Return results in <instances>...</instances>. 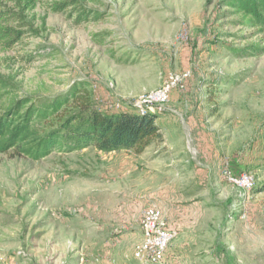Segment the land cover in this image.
Returning a JSON list of instances; mask_svg holds the SVG:
<instances>
[{
    "label": "rangeland",
    "instance_id": "rangeland-1",
    "mask_svg": "<svg viewBox=\"0 0 264 264\" xmlns=\"http://www.w3.org/2000/svg\"><path fill=\"white\" fill-rule=\"evenodd\" d=\"M59 1L70 5L54 11ZM231 2L0 0V26L23 32L13 47L0 43L13 99L85 84L99 109L116 112L169 72L192 71L157 117L180 137L175 151L195 178L175 215L172 243L179 236L182 250L162 264H264V29ZM164 150L169 144L140 156L94 146L41 160L0 153V264H146L142 209L130 206L125 168ZM226 172L251 173L252 189Z\"/></svg>",
    "mask_w": 264,
    "mask_h": 264
},
{
    "label": "trees",
    "instance_id": "trees-1",
    "mask_svg": "<svg viewBox=\"0 0 264 264\" xmlns=\"http://www.w3.org/2000/svg\"><path fill=\"white\" fill-rule=\"evenodd\" d=\"M55 3L57 12L70 5L68 1ZM231 4L247 23L264 29V0H232ZM77 11L81 18L82 9ZM22 33L1 25L0 43L13 47ZM11 85L7 76L0 74V97H7L0 107V153L12 150L17 156L41 160L58 149L94 146L103 152L130 150L141 154L163 140L156 116L99 109L85 84H75L52 98L28 95L18 99L9 96Z\"/></svg>",
    "mask_w": 264,
    "mask_h": 264
},
{
    "label": "crops",
    "instance_id": "crops-1",
    "mask_svg": "<svg viewBox=\"0 0 264 264\" xmlns=\"http://www.w3.org/2000/svg\"><path fill=\"white\" fill-rule=\"evenodd\" d=\"M175 96L176 95L173 94V97ZM128 111L136 112L131 109ZM157 123L161 126V132L163 133L165 130L166 133H163L162 141H157L155 143L169 144L170 151L164 150L147 158L145 166L140 169L137 167L138 170L132 167V165L125 168V174H128V176L125 177L127 182L126 187H128L129 192L132 193L129 199L132 202L130 205L132 208H141L143 210L149 205L156 204L162 209L168 226L171 229L177 230L175 215L182 208H187L191 198L188 191H190L193 187L192 185L195 184V178H193L194 173L190 172L191 168L186 159V154L180 150L178 152L175 151L179 148L175 142L178 141L180 137L177 135L173 136L171 129H163L162 122L157 121ZM171 126L173 127L174 125L172 124ZM137 155L140 156V154ZM191 178H193L192 181ZM141 212H139V217L136 218L139 224ZM179 239L180 237L178 236L174 243H172L171 248H169L170 250L163 255L160 262L161 264L170 253L178 254L179 251L177 250H182V246L178 242ZM177 247L178 249H176V252H173ZM146 264H150V261L147 260Z\"/></svg>",
    "mask_w": 264,
    "mask_h": 264
},
{
    "label": "built area",
    "instance_id": "built-area-1",
    "mask_svg": "<svg viewBox=\"0 0 264 264\" xmlns=\"http://www.w3.org/2000/svg\"><path fill=\"white\" fill-rule=\"evenodd\" d=\"M188 29L184 25L180 39L187 40ZM192 76L191 70L169 72L165 80L157 87L144 91L133 98L127 106L124 102L117 103L115 110H130L131 107L139 114L160 116L168 110V103L172 93L182 88ZM227 178L244 191H249L253 186V176L249 172L233 175L226 172ZM141 229L143 243L140 252L147 256L150 264H159L161 258L177 236V230L171 229L163 215L162 209L152 204L141 212Z\"/></svg>",
    "mask_w": 264,
    "mask_h": 264
}]
</instances>
